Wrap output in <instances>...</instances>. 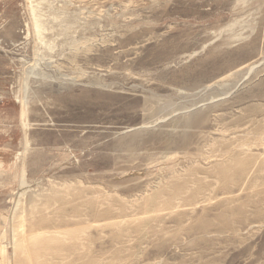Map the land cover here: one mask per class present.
Returning a JSON list of instances; mask_svg holds the SVG:
<instances>
[{
	"label": "rangeland",
	"instance_id": "374dc122",
	"mask_svg": "<svg viewBox=\"0 0 264 264\" xmlns=\"http://www.w3.org/2000/svg\"><path fill=\"white\" fill-rule=\"evenodd\" d=\"M263 130L264 0H0L8 253L22 216L57 232L33 264H264ZM239 160L223 189L213 165ZM195 177L203 200L173 209L190 216L159 211L116 243L111 222Z\"/></svg>",
	"mask_w": 264,
	"mask_h": 264
},
{
	"label": "bare ground",
	"instance_id": "6f19581e",
	"mask_svg": "<svg viewBox=\"0 0 264 264\" xmlns=\"http://www.w3.org/2000/svg\"><path fill=\"white\" fill-rule=\"evenodd\" d=\"M35 30H36V32L39 34V36L42 34V31H43V26H42V22H40L39 21V18L38 17H36L35 16ZM254 112V111H253ZM261 129H262V127H261ZM264 131V130H263ZM259 132H261V131H259ZM242 139V138H241ZM224 157V156H223ZM226 157V156H225ZM230 158V157H229ZM233 158V157H232ZM224 159V158H223ZM236 159H238V158H236ZM226 160V159H225ZM232 160V159H231ZM235 160V159H234ZM227 161H229V159L227 160ZM241 160H239V164H236L235 166H233L232 165V161H230V162H228L227 164H225V163H220V166L218 165V164H214L213 165V168L214 169H216V168H219L218 170H219V174H221V176H222V178L220 179V182H221V180H222V182L221 183H223V189H225V190H227V189H229V185L232 183V180H233V178H232V175H231V173L230 172H232V170L234 169V170H236V171H238V170H240V171H243V170H245V169H247V166H245L244 164H246V162L244 161V160H242L241 162H240ZM244 161V162H243ZM236 163H237V161H235ZM241 163V164H240ZM243 167H242V166ZM241 166V167H240ZM246 167V168H245ZM245 168V169H244ZM213 169V170H214ZM190 170H193V169H191L190 168ZM195 170V169H194ZM221 170V171H220ZM230 170V171H229ZM197 171V170H196ZM196 171H194V172H196ZM191 174H192V172H191ZM214 174H215V172H214ZM189 176V175H188ZM240 176V175H239ZM218 176H216V179L219 181V179L217 178ZM219 177H220V175H219ZM181 178H182V180H181ZM190 178V177H189ZM188 178V179H189ZM179 179V178H178ZM187 178H185L184 180H186ZM187 179V180H188ZM180 180L184 183H186L187 181H183V177H180ZM190 180V179H189ZM177 180H175V182H176ZM178 182H179V180H178ZM177 182V183H178ZM184 183V184H185ZM180 184H182L181 182H180ZM188 184V183H187ZM193 184V187L191 188V186H188V185H184V186H181V188H178V190H177V192L175 193V194H173V195H171V193H170V196L169 197H167L165 200H163V201H165L164 203H161L160 205H162L161 207H162V209H157V205L161 202V200H159V192H157V196H154V197H152V199L150 198H147L146 200H143V204L141 205V213L139 214V215H141V218H138L137 220H133V221H131V222H129L127 225H126V223H124L125 221L123 220H119V221H117V222H114L113 221V223L111 222V225L112 226H114V228H116V230L118 231V233H117V231H116V233H117V235L118 236H116V238H117V240H115L116 241V243L118 244V243H124L125 242V235H126V233H128V232H130V230H131V228L133 227V231H136V229L135 228H140L141 227V225H142V223H144L143 224V227H146V224L147 223H151V222H154L155 220H157L158 218H159V216L161 215H159L158 213H159V211H164V210H168V211H170V212H168L169 214H168V216L169 217H171V214H173V216L172 217H176V216H179L180 215V217L182 218L183 216H187L188 214H190L191 215V213L193 212V206L194 205H196L197 206V203L199 204V202L201 201V200H203V198H204V196H201V195H205V194H203V192L206 190V188H208V185L207 184H204L200 179H196V177L194 178V182L192 183ZM173 185V184H172ZM179 185V184H178ZM177 185V186H178ZM172 187V186H171ZM167 188V187H166ZM81 189V188H80ZM160 189V188H159ZM222 189V190H223ZM64 190H66V188L64 189ZM68 190V189H67ZM164 190H167V191H169V189H164ZM174 190V189H173ZM225 190H223V191H225ZM77 191V190H76ZM76 191H74V192H76ZM80 191V190H79ZM78 191V192H79ZM160 191V190H159ZM163 191V190H162ZM167 191H165V193L167 192ZM176 191V190H175ZM52 192V191H51ZM58 192V191H57ZM170 192V191H169ZM227 192V191H226ZM72 193V192H71ZM103 193H104V191H103ZM160 193H161V191H160ZM173 193H174V191H173ZM228 194H231V190H228V192H227ZM57 194V193H56ZM66 194V193H65ZM154 194V193H153ZM167 194H169V193H167ZM166 194V195H167ZM99 195H101V193L99 194ZM163 195V194H162ZM161 195V196H162ZM60 196V195H59ZM67 196H69V193H68V195ZM72 196V195H71ZM77 196V195H76ZM85 196V195H84ZM104 196V195H103ZM150 197L152 196V195H149ZM87 197V196H86ZM101 197V196H100ZM163 197V196H162ZM66 198V197H65ZM78 198V197H77ZM85 198V197H84ZM83 198V199H84ZM102 198V197H101ZM164 198V197H163ZM80 199V198H79ZM97 199V198H96ZM72 200V199H71ZM95 200V199H94ZM157 200H159V202L157 201ZM39 201V197L38 196H35V198L32 200V202H31V205H32V203H33V207L34 206H36L37 204H36V202H38ZM67 201V200H66ZM74 201V200H73ZM72 201V202H73ZM156 201V202H155ZM30 202V201H29ZM69 202V201H68ZM155 203H157V204H155ZM220 203V205H221V201L219 202ZM64 204H68L67 202H65ZM219 205V204H218ZM222 205H225V204H223L222 203ZM23 206V200H21V203H20V207H22ZM187 206H189L190 207V209H191V213H189V211H188V214L186 215V210L184 211V214L183 213H174L175 211H173V209H178V208H183V207H187ZM225 206H227V205H225ZM219 207V206H218ZM195 208V207H194ZM33 210V209H32ZM99 210V209H98ZM195 210V209H194ZM223 210V209H222ZM173 211V212H172ZM178 211V210H177ZM59 213V212H58ZM65 214V213H64ZM67 215V214H66ZM190 215H188V216H190ZM124 216V215H123ZM123 216H117V218H122ZM15 218V216H12V218ZM57 217V216H56ZM66 217V216H65ZM136 217V216H135ZM168 217V218H169ZM12 218H11V220H10V223H9V225H10V228H11V253H8L7 252V250H6V247L5 246H1V248H0V254H1V261H0V263L1 264H33V261H35V259H34V257H32V248H40V246L39 245H41L42 244V241L44 240V239H46V241L48 240V239H53L54 238V236H55V234H57V232H55V230L53 231V230H50L48 227H45V229L42 231V232H40V233H38V236H36V235H33L32 234V231H36V230H34V229H32V230H26V223H27V221H28V219H27V221H26V219H24L23 220V218H22V216L21 217H19V220L18 221H16L15 219L14 220H12ZM47 218V217H46ZM129 218V217H128ZM131 218V217H130ZM134 218V217H133ZM163 218V217H162ZM22 219V220H21ZM47 219H49V218H47ZM125 219V218H124ZM32 220H34V219H32ZM131 220V219H130ZM176 220V219H175ZM24 221V222H23ZM199 221H200V219H199ZM198 220H197V222H199ZM204 221V220H203ZM40 222V224H43V222L40 220L39 221ZM180 222V221H179ZM178 222V223H179ZM110 223V222H109ZM108 223V224H109ZM130 224H131V226H130ZM43 226V225H42ZM136 226V227H135ZM200 226H202V224L200 223ZM223 226H224V224H223ZM228 226V225H227ZM50 227V226H49ZM109 227H111V226H109ZM149 227V226H148ZM148 227H146V229H149V231H150V227L148 228ZM225 227V226H224ZM51 228V227H50ZM56 228H59V227H56ZM199 228V227H198ZM228 228V227H227ZM152 229V228H151ZM61 230H63V229H61ZM70 230V229H69ZM75 230V229H74ZM141 230V229H140ZM68 231V230H67ZM113 231H114V229H113ZM148 230H146L145 232H147ZM73 232V231H72ZM75 232H73V234H74ZM151 233V232H150ZM61 234V233H60ZM66 235V234H65ZM70 236H72L71 234H69ZM74 235H76V234H74ZM113 235V234H112ZM115 235V234H114ZM57 236H59V235H57ZM55 239V238H54ZM51 240H48V241H51ZM10 241V240H9ZM8 241V242H9ZM7 242V243H8ZM52 242V241H51ZM9 245V244H8ZM7 245V246H8ZM43 245V244H42ZM57 245V244H56ZM59 245H61V244H59ZM59 245H58V247H59ZM74 245V244H73ZM46 246V245H45ZM44 246V247H45ZM75 246V245H74ZM64 247H65V245H64ZM71 247V246H70ZM60 248V247H59ZM75 248V247H74ZM118 248V247H117ZM54 249H55V247L53 246V251H54ZM58 252H61V251H59V249L57 250V253ZM53 254H54V252H53ZM55 256H56V254H55ZM45 261V260H44ZM46 261H47V259H46ZM45 261V262H46ZM49 261V260H48Z\"/></svg>",
	"mask_w": 264,
	"mask_h": 264
}]
</instances>
